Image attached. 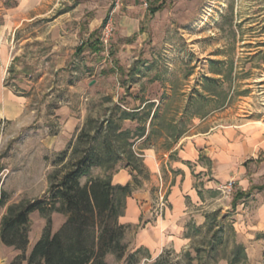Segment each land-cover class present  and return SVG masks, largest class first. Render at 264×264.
<instances>
[{"label": "rangeland", "instance_id": "1", "mask_svg": "<svg viewBox=\"0 0 264 264\" xmlns=\"http://www.w3.org/2000/svg\"><path fill=\"white\" fill-rule=\"evenodd\" d=\"M4 15L17 26L7 35L12 61L5 79L25 105L21 120L0 127V189L8 204L46 194L54 161L66 149L71 153L87 118L103 120L106 108L121 98L128 108L153 102L151 116L159 105L153 124L150 117L145 123L148 138L133 146L143 171L129 198L141 194L142 214L137 226L124 224L125 256L138 249L131 243L144 219L161 215L168 189L165 162L180 140L264 117V0H148L147 7L142 0H0V23ZM89 37L99 38L102 49L76 54ZM137 125L125 121L123 126ZM150 150L161 170L155 182L143 157ZM114 170L112 179L123 170L132 182L128 169L118 163ZM104 175V169L92 167L80 182ZM236 210L202 208L195 212L201 221H189L184 248H165L136 264L158 259L163 264H264V238L240 235L236 226L242 214ZM4 212L0 206V218ZM52 221L55 230L64 216L54 212ZM44 224L37 211L30 214L27 253ZM17 253L0 243L1 258ZM106 262L132 264L111 254Z\"/></svg>", "mask_w": 264, "mask_h": 264}, {"label": "trees", "instance_id": "2", "mask_svg": "<svg viewBox=\"0 0 264 264\" xmlns=\"http://www.w3.org/2000/svg\"><path fill=\"white\" fill-rule=\"evenodd\" d=\"M101 45L99 38L91 40L89 37L81 42L75 53L80 54L86 48L98 52ZM4 85L9 88L6 79ZM121 101L122 98L106 108L103 120L87 118L71 153L66 149L54 161L56 168L49 175V187L44 196L8 204L7 193L0 189V206L5 207L0 218V243L18 251L10 264H107L106 257L110 254L136 264L148 255L147 250L140 247L125 256L127 227L119 222V217L123 214L126 198L141 184L138 179L143 171L139 164L141 157L133 146L138 140L148 138L145 123L150 117L149 125L153 124L159 116V105L151 116L153 102L143 101L128 108L122 107ZM125 121H135L138 125L134 129L124 128ZM179 135L180 132L175 137ZM118 163L120 168L128 169L132 182H112L114 166ZM96 166L104 169L105 175L92 176L81 183L80 178L90 175L92 167ZM257 188L263 189L264 185ZM248 195L249 192H236L232 208L237 199ZM35 211L44 218L45 224L27 253L30 214ZM54 212L64 216L55 230ZM237 249L239 252L240 247ZM153 264L163 262L158 259Z\"/></svg>", "mask_w": 264, "mask_h": 264}, {"label": "crops", "instance_id": "3", "mask_svg": "<svg viewBox=\"0 0 264 264\" xmlns=\"http://www.w3.org/2000/svg\"><path fill=\"white\" fill-rule=\"evenodd\" d=\"M6 16L0 23V127L5 122H18L25 112L23 97L15 95L4 85L12 61L7 35L17 27ZM143 157L155 182L156 173L161 170L154 151L150 150ZM169 157L165 162L166 204L161 208L160 216L154 220L144 219L143 226L134 233L132 250L142 247L150 259L156 258L165 248L181 250L189 242L187 230L191 217L197 223L201 221L195 212L210 206L230 208L236 192H249L248 196L237 199L234 207L242 214L237 232L246 240L264 238V188H257L264 185L263 116L222 130L209 129L185 137ZM129 180L130 175L122 170L114 175L112 182L125 184ZM228 180L234 181L231 193L221 188ZM140 196L135 192L132 198H127L126 214L119 217L120 223L138 225L142 214L137 203ZM142 197L148 199V194L144 193ZM15 255L9 259L0 257V261L10 264ZM143 259L148 260L147 257Z\"/></svg>", "mask_w": 264, "mask_h": 264}, {"label": "built area", "instance_id": "4", "mask_svg": "<svg viewBox=\"0 0 264 264\" xmlns=\"http://www.w3.org/2000/svg\"><path fill=\"white\" fill-rule=\"evenodd\" d=\"M142 1H143V5L145 7H147L148 0H142ZM109 24H110V20L106 24V30H107L106 37L108 36V33H109ZM233 187H234V181L233 180H229L227 183H225L223 186H221V188L224 189L225 191H227L228 193H231Z\"/></svg>", "mask_w": 264, "mask_h": 264}]
</instances>
